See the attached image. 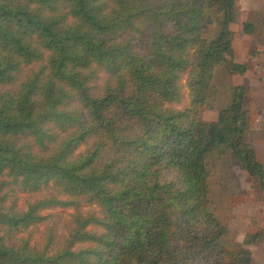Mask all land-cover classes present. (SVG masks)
<instances>
[{
	"label": "trees",
	"instance_id": "trees-1",
	"mask_svg": "<svg viewBox=\"0 0 264 264\" xmlns=\"http://www.w3.org/2000/svg\"><path fill=\"white\" fill-rule=\"evenodd\" d=\"M236 1L0 0V183L46 194L24 212L0 200V264H252L263 236L232 242L210 187L233 161L264 193L246 86L216 105V69L247 71L232 50ZM57 208L73 214L56 251L6 241Z\"/></svg>",
	"mask_w": 264,
	"mask_h": 264
},
{
	"label": "rangeland",
	"instance_id": "rangeland-1",
	"mask_svg": "<svg viewBox=\"0 0 264 264\" xmlns=\"http://www.w3.org/2000/svg\"><path fill=\"white\" fill-rule=\"evenodd\" d=\"M251 1H253L252 8H254L251 13L255 12V14L249 13L246 19V8H249L246 6L251 4ZM262 6L264 7V0H237L236 9L239 18L233 26L234 29L240 28L243 21V24L245 22L252 23L255 29L257 27L255 24L258 22L255 18L259 15L258 9ZM219 20L220 16H217L214 23L204 29V38L213 39L216 37L219 31ZM35 68L36 64L23 68L18 78L19 81L25 79ZM214 84L218 89L216 105L222 107L228 100L229 87L231 84L234 85V78H229L223 67H218L215 72ZM243 85L246 86V81ZM181 92L182 101L173 105V108L179 110L188 105L184 81L181 82ZM211 111L215 112L217 116V110ZM211 111L202 110L199 118L209 122ZM32 148L33 151L39 152L37 146H32ZM212 174L213 177L210 181L212 206L217 216L224 221L230 230L231 241L241 243L247 234L257 230L256 235H261L259 229H264V193L259 190L256 183L245 172L241 171L233 161H225L223 164H219L215 171H212ZM52 192L47 193V195L50 196ZM44 195L46 194L23 192L10 180H7L6 185L0 183V200L4 198L2 202L4 212H24L30 204L42 199ZM96 211L95 207L83 209L85 214ZM40 214L45 216L42 223L31 227L25 233L8 237L6 241L15 246L25 242L38 249L48 247L51 253L56 251L72 229L73 212L57 208L44 210ZM251 249L254 252V262L258 264L260 254L264 252V242Z\"/></svg>",
	"mask_w": 264,
	"mask_h": 264
},
{
	"label": "crops",
	"instance_id": "crops-1",
	"mask_svg": "<svg viewBox=\"0 0 264 264\" xmlns=\"http://www.w3.org/2000/svg\"><path fill=\"white\" fill-rule=\"evenodd\" d=\"M251 4L246 7V19L247 15L254 10ZM257 13V12H256ZM259 15L254 18L258 21L255 24L257 27L250 35L244 34L241 27L237 30L234 29V25H230V30L233 32L232 50L234 55V62L238 64H245L247 66L246 74L242 77L234 76V85H243L246 81V109L248 110L247 118L249 123L248 134L246 141L252 143L255 148L258 161L264 168V7L258 9ZM251 14H255L252 12ZM239 18V15H238ZM238 21V19H237ZM218 116V113H217ZM216 113L211 111L210 121L217 119ZM205 121V120H204ZM207 121V120H206ZM263 231V232H262ZM252 232L250 234H257ZM259 232L263 236L264 242V229L260 228ZM259 243V244H261ZM258 244V245H259ZM257 245V246H258ZM252 264L254 262L253 249ZM258 264H264V252L260 254Z\"/></svg>",
	"mask_w": 264,
	"mask_h": 264
}]
</instances>
